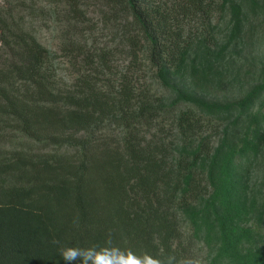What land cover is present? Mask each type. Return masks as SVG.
<instances>
[{"label":"trees","instance_id":"1","mask_svg":"<svg viewBox=\"0 0 264 264\" xmlns=\"http://www.w3.org/2000/svg\"><path fill=\"white\" fill-rule=\"evenodd\" d=\"M263 17L264 0H0V264H63L54 239L109 231L264 264Z\"/></svg>","mask_w":264,"mask_h":264},{"label":"clouds","instance_id":"2","mask_svg":"<svg viewBox=\"0 0 264 264\" xmlns=\"http://www.w3.org/2000/svg\"><path fill=\"white\" fill-rule=\"evenodd\" d=\"M52 243L57 246L63 264H206L197 253L178 257L174 252L134 251L115 243L111 231L99 245L68 246L56 239Z\"/></svg>","mask_w":264,"mask_h":264},{"label":"rangeland","instance_id":"3","mask_svg":"<svg viewBox=\"0 0 264 264\" xmlns=\"http://www.w3.org/2000/svg\"><path fill=\"white\" fill-rule=\"evenodd\" d=\"M254 25L255 27L252 29L254 30L252 35L255 36V39L252 40L253 48H251V58L249 60H252L254 63H259L261 62V60H264V17L259 19L258 21H255ZM40 38L50 48H56V34L51 30L44 29L40 33Z\"/></svg>","mask_w":264,"mask_h":264}]
</instances>
